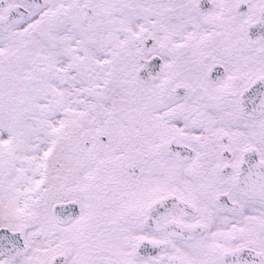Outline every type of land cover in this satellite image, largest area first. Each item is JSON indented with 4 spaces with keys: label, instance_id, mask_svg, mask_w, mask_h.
<instances>
[{
    "label": "snow or ice",
    "instance_id": "6c2138e0",
    "mask_svg": "<svg viewBox=\"0 0 264 264\" xmlns=\"http://www.w3.org/2000/svg\"><path fill=\"white\" fill-rule=\"evenodd\" d=\"M0 264H264V0H0Z\"/></svg>",
    "mask_w": 264,
    "mask_h": 264
}]
</instances>
